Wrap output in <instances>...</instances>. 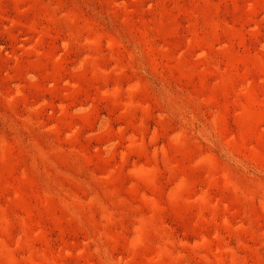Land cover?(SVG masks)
Masks as SVG:
<instances>
[{"label": "rangeland", "instance_id": "rangeland-1", "mask_svg": "<svg viewBox=\"0 0 264 264\" xmlns=\"http://www.w3.org/2000/svg\"><path fill=\"white\" fill-rule=\"evenodd\" d=\"M0 264H264V0H0Z\"/></svg>", "mask_w": 264, "mask_h": 264}]
</instances>
